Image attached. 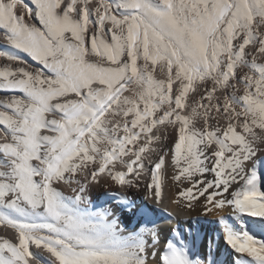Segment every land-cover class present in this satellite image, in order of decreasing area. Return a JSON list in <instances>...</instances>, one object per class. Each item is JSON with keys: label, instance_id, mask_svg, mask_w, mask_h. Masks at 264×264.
I'll return each instance as SVG.
<instances>
[{"label": "snow or ice", "instance_id": "snow-or-ice-1", "mask_svg": "<svg viewBox=\"0 0 264 264\" xmlns=\"http://www.w3.org/2000/svg\"><path fill=\"white\" fill-rule=\"evenodd\" d=\"M32 3L0 0L6 44L50 74L0 68V90L23 94L0 100L11 112L0 111V226L13 230L16 241L0 239V264H29L30 245L49 253L52 264H233L218 258L211 241L206 261L190 258L184 238L158 255L151 250L161 235L155 226L124 235L111 211H92L94 185L138 188L144 174L145 199L156 205L170 178L180 189L173 200L180 211L231 209L239 224L220 223L227 245L240 254L236 264H264V240L255 238L264 234L256 159L264 146V63H257L264 56V0ZM33 12L39 26L26 22ZM0 57L24 64L12 52ZM157 66L164 79L154 77ZM242 69L248 71L238 76ZM233 81L243 83L242 95L228 92L235 91ZM190 94L200 101L182 115ZM217 115L226 127L210 123ZM109 117L124 122L109 127ZM196 117H203L200 129L192 127ZM159 126L176 133L171 165L169 152L152 146L161 141L153 134ZM118 203L133 205L125 196ZM191 238L194 245L199 233Z\"/></svg>", "mask_w": 264, "mask_h": 264}, {"label": "bare ground", "instance_id": "bare-ground-1", "mask_svg": "<svg viewBox=\"0 0 264 264\" xmlns=\"http://www.w3.org/2000/svg\"><path fill=\"white\" fill-rule=\"evenodd\" d=\"M96 0H94V3ZM109 2L114 3L115 0H109ZM24 4H27L28 7L34 8L32 0H23ZM18 14H25V9L23 4L18 6ZM26 22L35 23L39 26V22L34 18L31 20L28 17H25ZM0 51L12 52L16 55H19L20 58L24 61V64H18L16 62H11L6 60V58L0 57V68L5 66L10 67L12 70H16L18 67H26L29 71L39 70L45 73V75H50L48 70L43 67V65L32 60L31 57H28L24 53H19L17 50L11 49L3 38V30L0 29ZM251 51V46L249 48ZM87 59L93 60V57H88ZM251 59V57H249ZM257 63H264V56H257ZM247 69L238 70V76H242L246 73ZM156 79H164L165 76L160 72L159 67L153 73ZM235 84V91L233 89H228L230 94H235L240 96L244 93V85L240 81H233ZM175 89V85H174ZM254 91V89H253ZM126 95H131V93H126ZM13 96H23L20 92H12L8 90H0V100L10 99ZM200 101L199 95L190 94V98L186 102L185 109L181 112L182 115H190L191 108L189 105L195 106ZM222 102V100H221ZM167 109V105H164L161 109ZM0 111H8L11 114L10 110L0 108ZM160 113H157L159 115ZM132 117H129V121ZM111 127L115 123L123 124L124 119L120 118L119 120L112 119L109 117ZM219 121L221 127H226L228 121L223 117L217 115L216 120L210 121L211 124H215L216 121ZM3 126H0L2 128ZM160 132H157L156 129H153L154 135H161V141H154L153 147L160 149L163 147V151L169 152L168 160L169 165H171V152L170 149L176 138L175 130L172 126H167V132L165 133V126H159ZM192 127L200 129L203 127V117H196L193 119ZM259 132V129L256 130ZM165 136L167 138H165ZM139 144H143L144 140L141 139ZM132 147V145H129ZM215 147V146H213ZM257 163L260 164L259 172L262 180H264V146H260L257 151ZM251 167V165L249 166ZM172 168L169 167V176L171 175ZM147 173V168H146ZM213 178L212 173L207 174V179L211 180ZM39 179V178H37ZM150 181V176L144 174L139 183L138 188L123 189L114 184L109 185L103 183L102 185H94L89 189V199L93 202L94 207L92 208L93 212H99L102 208H107L113 213V216L109 219H117L120 223L122 229H124V235H127L129 232L139 231L141 228L147 226L151 229L155 226L157 232H161L160 238L152 251L157 252L158 255H162L166 251L167 243L169 241L178 242L181 238H184L190 248L187 250L188 255L192 259H202L207 260L209 252V242H212V247L214 253L217 254L218 258L221 260L231 259L233 264H236L237 256L240 254H233V250L226 243L225 234L223 232V225L220 223L221 219L225 220L229 225H232L233 221L237 220V217L234 216L231 212V209L225 208L222 210H214L213 213L205 215L201 211L200 206L195 209H187L180 211V208L177 207L173 200L177 198V193L180 191L178 187L174 185V182L169 178L167 186L163 188V203L160 205L154 204L151 200L145 199L146 185ZM242 183V182H241ZM58 191H62L65 195H71V190L65 185H56ZM240 185H234L233 188L239 190ZM264 190V189H262ZM211 191V190H210ZM120 196L127 197L128 200L133 201L131 210L126 207H122L118 201ZM203 204V198H201V205ZM183 207V206H181ZM142 210V211H141ZM259 219V218H252ZM86 223L95 224L97 220L93 217H85ZM199 233L200 239L196 240L194 245L192 244L191 234ZM9 239L12 242L15 241V233L13 230L0 226V239ZM255 238L258 240H264V234L257 233ZM30 252L33 253L34 258L29 261V264H52V257L47 253L43 248L37 249L34 245L29 246ZM244 258L251 260L250 257H247L246 254H243ZM151 259V258H150ZM58 264V262H57ZM252 264H255L253 261Z\"/></svg>", "mask_w": 264, "mask_h": 264}]
</instances>
